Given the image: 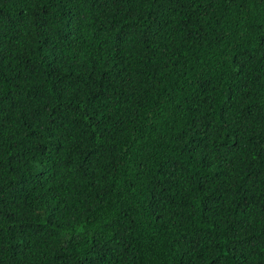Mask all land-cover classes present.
I'll use <instances>...</instances> for the list:
<instances>
[{"label":"trees","instance_id":"16d2710c","mask_svg":"<svg viewBox=\"0 0 264 264\" xmlns=\"http://www.w3.org/2000/svg\"><path fill=\"white\" fill-rule=\"evenodd\" d=\"M0 264H264V0H0Z\"/></svg>","mask_w":264,"mask_h":264}]
</instances>
